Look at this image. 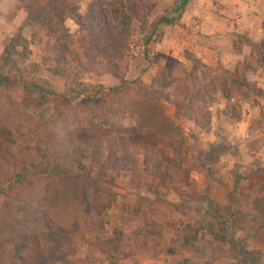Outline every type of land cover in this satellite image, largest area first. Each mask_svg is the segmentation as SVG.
<instances>
[{"label": "trees", "instance_id": "16d2710c", "mask_svg": "<svg viewBox=\"0 0 264 264\" xmlns=\"http://www.w3.org/2000/svg\"><path fill=\"white\" fill-rule=\"evenodd\" d=\"M15 1L25 9L27 18L0 57V89L18 86L29 96L21 102L0 97V195L6 185L10 187L0 205V264H44L74 255L89 228L103 229L114 203L111 182L74 171L89 161L106 168L112 178L124 173L169 178L181 165L185 136L160 107L161 100L168 98L166 91L177 87L179 99L171 105L178 111L187 109L196 124L208 115L210 100L217 93L228 103L247 95L260 97L262 91L247 76L264 70V40L254 44L234 35V54L241 56L245 49L249 54L233 70L221 64L205 65L188 50L184 62L161 54L165 65L152 85L134 80L127 90L114 88L105 95L81 93L75 98L82 72L126 79L134 44L132 23L146 18L156 3L105 0L90 5L81 16L84 0ZM68 20L77 22V34L66 27ZM161 22L170 25L173 20L162 18ZM29 25L45 30L48 43L42 67L53 80L66 81V95L75 104L53 108L47 103L54 95L49 82L40 80L45 85L38 84L32 73L28 75L32 82H26L16 67L17 75L10 72L15 42L25 51L29 48L22 36ZM262 30L264 33V22ZM140 59L151 62L148 52ZM23 150L39 154L46 162L44 169L37 166L21 171ZM210 161L215 162L216 157ZM228 205L239 218L264 230V180L258 182L257 193L233 189ZM156 213L162 215L163 211ZM212 228L211 233L219 237L218 228ZM130 240L125 251L119 249L121 240H106V256L151 261L166 252L153 227L135 232Z\"/></svg>", "mask_w": 264, "mask_h": 264}, {"label": "rangeland", "instance_id": "374dc122", "mask_svg": "<svg viewBox=\"0 0 264 264\" xmlns=\"http://www.w3.org/2000/svg\"><path fill=\"white\" fill-rule=\"evenodd\" d=\"M211 1L218 5L222 0ZM104 2L84 0L79 14L84 15L92 4ZM154 2L153 12L132 23L134 44L130 49L132 58L127 64L129 72L126 79L117 81L110 76L82 72L74 89L75 98L81 93L105 95L114 88L127 90L134 80L152 85L165 65L159 56L163 54L161 47L165 43L164 29L168 24L162 23L161 19L165 16L178 18L190 6L199 3L198 0ZM26 18L27 13L18 2L0 0V57ZM66 27L71 34L78 33L76 21L68 20ZM22 36L28 40L29 48L25 51L15 42L14 65L10 72L17 75L16 67L22 71L26 82H32L28 78L31 73L38 84L45 85L40 80L49 82L54 95L47 99V103L53 108L75 104L66 95V81L53 80L42 67L48 43L45 30L39 25H29L23 28ZM147 40L150 42L146 45ZM263 40L264 33L260 42ZM166 46L171 47L170 44ZM145 52L149 53L150 63L140 59ZM186 66L190 67L188 63ZM263 73L264 70L247 76L249 82L262 91L260 97L247 95L237 102L228 103L221 93H217L210 100L208 115L203 112L205 116L197 124L187 109L178 111L171 105L179 99L177 87L173 85L166 91L168 98L161 100L160 107L185 136L181 165L169 178L150 179L131 173L112 178L106 168L84 161L74 173L97 176L111 182L114 203L107 212L103 229L89 228L74 255L44 264H264V230L239 218L228 205L233 189L239 187L257 193L258 182L264 180ZM5 95L16 102L29 96L18 86L7 91L0 89V97ZM9 141L16 143L15 140ZM23 151L25 165L21 171H32L37 166L44 169L46 162L39 154ZM214 156L216 161L211 162ZM9 188L6 185L0 195V205ZM148 204H152L155 210L148 209ZM158 211H163V214L156 213ZM213 226L219 230L217 238L211 233ZM147 227H153L161 235L166 248L162 256L151 261L109 259L106 256L103 250L106 240H121L119 249L125 251L131 243V236Z\"/></svg>", "mask_w": 264, "mask_h": 264}, {"label": "crops", "instance_id": "0c3cea01", "mask_svg": "<svg viewBox=\"0 0 264 264\" xmlns=\"http://www.w3.org/2000/svg\"><path fill=\"white\" fill-rule=\"evenodd\" d=\"M198 1L178 18H171L172 24L165 25L164 42L171 47L162 43L161 52L184 62L188 50L205 65L221 64L233 70L249 54H234V35L254 44L263 37L264 0H222L218 5L211 0Z\"/></svg>", "mask_w": 264, "mask_h": 264}]
</instances>
